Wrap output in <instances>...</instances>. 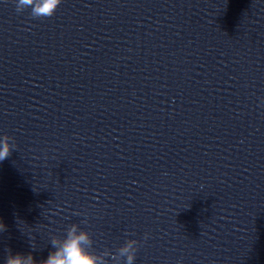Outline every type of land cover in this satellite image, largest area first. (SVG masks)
<instances>
[{
	"label": "clouds",
	"instance_id": "1",
	"mask_svg": "<svg viewBox=\"0 0 264 264\" xmlns=\"http://www.w3.org/2000/svg\"><path fill=\"white\" fill-rule=\"evenodd\" d=\"M61 0H43L42 3L36 4V0H18L16 11L21 12L26 7L32 8L34 17H51L56 12ZM11 155V146L5 136L4 141L0 144V162L4 161ZM0 229L6 230V226L0 223ZM147 238V234L145 236ZM55 251L49 253L47 259L40 261L39 264H100L97 255L89 251L93 241L89 233L79 229L76 224H72L67 229L66 238L60 243L57 240L51 241ZM134 240H129L118 250L121 258H126L124 264H134L136 250L133 249ZM60 244L59 247L57 245ZM5 264H37L31 253L13 254L9 250Z\"/></svg>",
	"mask_w": 264,
	"mask_h": 264
}]
</instances>
